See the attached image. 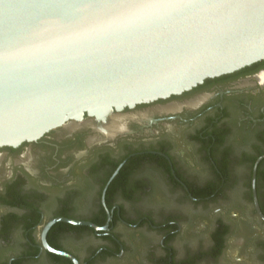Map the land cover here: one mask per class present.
<instances>
[{"label": "flooded vegetation", "instance_id": "af4514ba", "mask_svg": "<svg viewBox=\"0 0 264 264\" xmlns=\"http://www.w3.org/2000/svg\"><path fill=\"white\" fill-rule=\"evenodd\" d=\"M119 117L124 128L110 137L98 129L105 122L86 117L75 130L0 149V264H73L42 243L59 219L108 226L51 228L48 244L80 264L121 259L118 230L146 227L162 234L158 264H264L254 203L256 190L264 215V61L109 120ZM169 194L205 217L158 222L142 212ZM84 233L101 245L82 256ZM185 234L203 248L180 258L173 243Z\"/></svg>", "mask_w": 264, "mask_h": 264}, {"label": "water", "instance_id": "95a60500", "mask_svg": "<svg viewBox=\"0 0 264 264\" xmlns=\"http://www.w3.org/2000/svg\"><path fill=\"white\" fill-rule=\"evenodd\" d=\"M262 61L264 0H0V149L86 117L106 122ZM254 203L264 220L256 190ZM58 222L108 230L52 221L43 246L73 264L48 244Z\"/></svg>", "mask_w": 264, "mask_h": 264}, {"label": "rangeland", "instance_id": "374dc122", "mask_svg": "<svg viewBox=\"0 0 264 264\" xmlns=\"http://www.w3.org/2000/svg\"><path fill=\"white\" fill-rule=\"evenodd\" d=\"M153 207L142 212L152 214L158 222L175 216H183L184 220L190 221L196 217L204 218L206 213L201 208L181 205L178 197L170 194L165 196L162 203ZM118 234L126 246L125 254L121 259H103L101 264H158L157 259L162 256V251L159 248L162 238L160 232L150 231L147 227L136 232L122 228L118 230ZM188 238L185 234L173 243L180 258L185 256L188 251H197L203 248L199 244L202 239L189 240ZM81 242L85 248L82 256H85L87 252L95 251L101 245L100 241L88 233L82 234ZM235 252L233 253L235 254Z\"/></svg>", "mask_w": 264, "mask_h": 264}, {"label": "bare ground", "instance_id": "6f19581e", "mask_svg": "<svg viewBox=\"0 0 264 264\" xmlns=\"http://www.w3.org/2000/svg\"><path fill=\"white\" fill-rule=\"evenodd\" d=\"M173 108H175V106ZM79 126L80 125L70 124L67 126V129L75 130ZM123 126H124V124L119 117V118H115V119L112 118L111 120L108 119V121H106L103 125L98 127V129H100L101 131L104 132L105 135L110 137L109 136L110 134H115L117 131L122 130L124 128Z\"/></svg>", "mask_w": 264, "mask_h": 264}, {"label": "trees", "instance_id": "16d2710c", "mask_svg": "<svg viewBox=\"0 0 264 264\" xmlns=\"http://www.w3.org/2000/svg\"><path fill=\"white\" fill-rule=\"evenodd\" d=\"M69 228H70V229H83V230H85V231H87V230H88V231H89V230L92 231L91 229H89V228H84V227L81 228V227H72V226H69ZM53 247H55V246H53ZM55 249H57V247H55Z\"/></svg>", "mask_w": 264, "mask_h": 264}]
</instances>
